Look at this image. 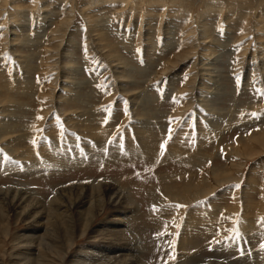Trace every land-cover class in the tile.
<instances>
[{
	"label": "rangeland",
	"instance_id": "374dc122",
	"mask_svg": "<svg viewBox=\"0 0 264 264\" xmlns=\"http://www.w3.org/2000/svg\"><path fill=\"white\" fill-rule=\"evenodd\" d=\"M33 1L0 0V135L11 131L0 142V186L25 185L49 201L56 186L115 181L135 202L129 225L144 262L264 264V150L252 138L264 133V0ZM237 147L242 153H231ZM63 157L72 161L57 160ZM214 175L228 180L214 184ZM205 185L209 193L189 197ZM5 214L0 264H25L39 248L19 239L42 235L43 225L30 230L31 220ZM109 218L104 213L80 237L74 228L68 250L60 229L45 263L88 264L110 232Z\"/></svg>",
	"mask_w": 264,
	"mask_h": 264
},
{
	"label": "bare ground",
	"instance_id": "6f19581e",
	"mask_svg": "<svg viewBox=\"0 0 264 264\" xmlns=\"http://www.w3.org/2000/svg\"><path fill=\"white\" fill-rule=\"evenodd\" d=\"M20 1V0H19ZM36 1V0H34ZM33 1V2H34ZM32 2V4H34ZM89 2V1H88ZM105 2V1H104ZM90 3V2H89ZM123 3V2H122ZM146 3V2H145ZM36 4V3H35ZM135 4V3H134ZM215 4V3H214ZM5 5V4H4ZM13 6V5H12ZM44 6V5H43ZM5 7V6H4ZM37 8V7H36ZM34 9V8H33ZM70 12V11H69ZM262 12V11H261ZM70 14V13H69ZM72 14V12H71ZM14 15V14H13ZM72 16V15H71ZM85 17H87L85 15ZM87 19V18H86ZM88 20V19H87ZM90 21V20H88ZM4 22V21H3ZM41 23V22H40ZM45 24V23H44ZM94 25V24H93ZM97 25V24H96ZM95 29V28H94ZM61 30V29H60ZM206 30V29H205ZM149 31V30H148ZM92 33H94L92 31ZM204 34V33H203ZM91 35V34H90ZM98 36V34H95ZM94 35V36H95ZM93 36V37H94ZM204 36V35H203ZM6 38V36H5ZM199 38V37H198ZM62 39V38H61ZM107 39V38H106ZM255 39V38H254ZM63 41V39H62ZM62 41L60 43H62ZM96 41V40H95ZM200 41V40H199ZM68 42V41H67ZM101 42V43H100ZM167 42V41H166ZM202 42V41H201ZM205 42V41H204ZM258 42V41H257ZM59 43V44H60ZM97 43L99 45V47L101 48L100 50H104L106 49L105 53L108 56L109 59H111V61H113L114 63H116L117 65H124V63L119 59V57H117L115 54H112L111 48H106L107 45L102 43V39H98L97 38ZM123 43V42H122ZM58 44V45H59ZM65 44V43H64ZM199 44V43H198ZM203 44V43H202ZM97 45V46H98ZM112 45V44H111ZM110 45V47H112ZM200 45V44H199ZM61 46V45H60ZM198 46V45H197ZM122 47V46H120ZM48 48V47H47ZM123 48V47H122ZM162 48V47H161ZM201 48V46H200ZM152 49V48H151ZM207 48H204V50ZM42 50V49H41ZM44 50V49H43ZM16 51V50H15ZM47 51V50H44ZM123 51V50H122ZM165 51V50H164ZM195 51V50H193ZM198 51V50H196ZM195 51V52H196ZM201 51V49H200ZM212 51V50H211ZM124 52V51H123ZM204 52V51H203ZM41 53H44L43 51H41ZM66 53V52H65ZM261 53V52H260ZM40 54V53H39ZM47 54V53H46ZM196 54V53H195ZM203 54V53H202ZM66 55V54H65ZM64 55V57H65ZM138 55V54H137ZM194 55V53L192 54V56ZM201 55V54H200ZM44 56V55H43ZM209 56V55H207ZM46 56H44L45 58ZM156 57V56H155ZM187 57V55H181L178 57V61L180 59H183ZM200 57V56H199ZM138 59V58H137ZM70 60V59H69ZM73 58L70 60L72 61ZM27 61V60H26ZM110 61V60H109ZM56 62V61H55ZM108 62V61H107ZM177 62V60H175L173 62L172 65H174ZM199 62V61H198ZM24 63V62H23ZM21 64V63H20ZM25 64V63H24ZM27 64V63H26ZM70 64V62H69ZM258 65V64H257ZM73 66V65H72ZM71 67V66H70ZM172 68V67H171ZM25 69V67H24ZM162 69L163 66H162ZM198 69V68H197ZM161 70V69H159ZM201 70V69H200ZM27 71V70H26ZM214 72V70H212ZM166 72V70H165ZM155 73V72H154ZM115 74V73H114ZM161 74V73H159ZM18 75V74H17ZM125 75V74H124ZM155 75V74H154ZM127 76V75H125ZM160 76V75H159ZM162 78V77H161ZM210 78V77H209ZM212 79V78H211ZM163 80V79H162ZM198 80V78H197ZM204 80V79H203ZM214 80V79H213ZM28 81V80H27ZM211 81V80H210ZM131 82V81H129ZM12 83V82H11ZM137 83V82H136ZM248 84V83H247ZM137 85V84H136ZM219 85H221V83H219ZM133 86V85H131ZM5 87V86H4ZM14 87V86H13ZM136 87V86H135ZM15 88V87H14ZM122 89V88H121ZM128 91H130V89H127ZM136 92V91H135ZM4 93V92H3ZM3 93L0 91V96L3 95ZM129 93H133V92H129ZM75 94V93H74ZM73 94V95H74ZM79 93H77L78 95ZM142 94V93H141ZM20 95V94H19ZM79 96V95H78ZM82 96V94H81ZM86 96V95H85ZM137 96V95H136ZM160 96V95H159ZM71 97V96H70ZM77 97V96H75ZM16 98V97H15ZM80 98V97H79ZM83 98V96H82ZM90 98V97H89ZM93 98V97H92ZM160 98V97H159ZM195 98V97H194ZM75 99H78L75 98ZM74 99V100H75ZM125 99V98H124ZM136 99V98H135ZM144 99V98H143ZM91 100V99H90ZM137 100V99H136ZM147 100V99H146ZM181 100V99H180ZM190 100V99H189ZM56 101V100H55ZM70 101V100H69ZM85 101V99H84ZM8 102V101H7ZM10 102V101H9ZM90 102V101H88ZM198 102V101H197ZM1 103V102H0ZM12 103V102H11ZM15 103V102H14ZM80 103V102H79ZM76 103V104H79ZM201 103V102H199ZM22 105V104H21ZM90 105V104H89ZM88 105V106H89ZM0 106H3L0 104ZM19 106V105H18ZM87 106V104H86ZM69 107V106H68ZM90 107V106H89ZM159 107V106H158ZM186 107V106H185ZM51 108V107H50ZM74 108V107H73ZM76 108V107H75ZM151 108V107H150ZM197 108V107H196ZM208 108V107H207ZM77 109V108H76ZM74 109V111L76 110ZM90 109V108H89ZM88 109V110H89ZM138 109V108H136ZM135 109V110H136ZM144 109V108H143ZM201 109V108H200ZM95 110V109H94ZM142 110V109H141ZM73 111V113H74ZM78 111V109H77ZM128 111V109H127ZM133 113V110H130ZM137 111V110H136ZM140 111V109H139ZM86 112V111H85ZM96 112V110L94 111ZM141 112V111H140ZM153 112V111H152ZM201 112V111H200ZM136 113V112H134ZM81 114V112H80ZM89 114V113H87ZM127 114V113H126ZM131 114V112H130ZM139 114V113H138ZM66 115V114H65ZM83 114H81L82 116ZM86 115V114H85ZM128 115V114H127ZM32 116V115H31ZM79 116V115H78ZM94 116H96L94 114ZM105 116V115H104ZM109 116V115H108ZM115 116V115H114ZM131 116V115H130ZM133 116V115H132ZM140 116V114H139ZM155 116V115H154ZM9 117V116H7ZM16 119V116H14ZM22 117V116H21ZM88 117V116H87ZM91 117V116H89ZM125 117V115H124ZM128 117V116H126ZM77 118V117H76ZM115 118V117H113ZM131 118V117H130ZM155 118V117H154ZM13 119V118H12ZM13 119V120H14ZM20 119V118H17ZM22 119V118H21ZM20 119V120H21ZM88 119V118H87ZM100 119V118H99ZM98 119V120H99ZM133 119V118H132ZM10 120V119H9ZM86 120V119H85ZM91 120V119H89ZM89 120H86L87 122ZM116 120V119H115ZM121 120V119H120ZM18 121V120H17ZM84 121V119L82 120ZM85 121V122H86ZM95 121V120H94ZM98 122V121H97ZM117 122V121H116ZM5 123V122H4ZM15 123V122H14ZM13 123V124H14ZM107 123V122H106ZM158 124V122H156ZM90 124V122H89ZM136 124V123H135ZM5 125V124H4ZM113 125L114 122H113ZM129 125V124H128ZM154 125V124H153ZM152 125V126H153ZM14 125H12L13 127ZM17 127V124H16ZM105 127V126H104ZM120 127V125H119ZM212 127V126H211ZM10 128V127H9ZM14 128V127H13ZM24 128V127H23ZM29 128V126H28ZM116 128V127H115ZM150 128V127H149ZM159 128V127H157ZM210 128V126H209ZM17 129V128H16ZM113 129V127H112ZM133 129V127H132ZM143 129V128H142ZM153 129V128H152ZM98 130V129H97ZM155 130V129H154ZM2 133L0 135V142L1 140H3V135H7L8 138L11 137L8 134L11 132L9 130H7L5 127L1 129ZM18 131V130H17ZM15 131V132H17ZM107 131V130H106ZM124 131V130H123ZM132 131V130H131ZM215 131V130H214ZM147 132V131H146ZM160 132V131H159ZM258 132V131H257ZM152 133V132H151ZM144 134V133H142ZM147 134V133H146ZM17 135V134H16ZM13 135V136H16ZM139 135V134H138ZM258 135V134H257ZM12 136V141H15L16 139H18V136L13 137ZM134 136V135H133ZM21 138V136H19ZM102 137V136H101ZM136 137V136H135ZM166 137V136H165ZM6 138V137H5ZM19 138V139H20ZM26 138V137H25ZM147 138V136H146ZM248 138V137H247ZM251 138V137H249ZM254 138L255 143H258V145L260 146L259 148L264 150V133H262L261 135H258L257 137H252ZM22 139V138H21ZM30 139V137H29ZM135 139V138H134ZM137 139V138H136ZM27 140V139H26ZM165 140V139H164ZM167 140V139H166ZM19 141V140H18ZM160 141V139H159ZM158 141V142H159ZM17 142V140H16ZM28 142V141H27ZM165 142V141H164ZM241 142V141H240ZM252 141L250 142V144L253 143ZM99 143V142H98ZM114 143V142H111ZM126 143V142H125ZM3 144V143H2ZM101 144V143H100ZM128 144V143H127ZM125 144V146L127 145ZM254 144V143H253ZM98 145V144H97ZM152 145V144H151ZM117 146V145H116ZM128 146V145H127ZM170 146V145H169ZM47 147V146H46ZM110 147V146H109ZM136 147V146H135ZM158 147V146H157ZM172 147V146H171ZM129 148V147H127ZM132 148V147H131ZM130 148V149H131ZM146 148V147H145ZM164 148V147H163ZM117 149V147H116ZM202 149V148H200ZM128 150V149H126ZM117 151V150H115ZM114 151V152H115ZM132 151V150H131ZM144 151V150H143ZM153 151V150H152ZM163 151V150H162ZM185 151V150H184ZM231 153H236V152H240L239 148H235L234 150H230ZM257 151V150H256ZM256 151H250V154L253 155L255 153H257ZM13 152V151H12ZM10 152V153H12ZM130 152V151H128ZM165 152V151H164ZM186 152V151H185ZM244 152V151H243ZM264 152V151H263ZM132 153V152H131ZM139 153V151H138ZM145 153V151H144ZM147 153V152H146ZM152 153V152H151ZM157 153V152H156ZM161 153V152H160ZM242 153V152H240ZM143 154V153H142ZM154 154V153H153ZM163 154V153H162ZM199 154V153H198ZM230 154V153H229ZM118 155V154H117ZM128 155V154H126ZM133 155V154H132ZM141 155V154H140ZM145 155V154H143ZM180 155V154H179ZM204 155V154H203ZM202 155V156H203ZM231 155V154H230ZM146 156V155H145ZM152 156V154L150 155V157ZM157 156V155H156ZM195 156V155H194ZM75 157V156H74ZM126 157V156H125ZM143 157V156H141ZM153 157V156H152ZM155 157V156H154ZM196 157V156H195ZM194 158V157H193ZM19 159V158H18ZM21 159V158H20ZM163 159V157H162ZM205 159V158H204ZM57 160H62L63 162H65V164L67 162H71L72 158H67V157H63V158H57ZM126 160V159H125ZM132 160V159H131ZM140 160V159H139ZM142 160V159H141ZM160 160V159H159ZM178 160V159H177ZM201 160V159H200ZM208 160V159H207ZM154 161V160H153ZM162 161V160H161ZM164 161V160H163ZM195 161V160H194ZM197 161V160H196ZM199 162V161H198ZM198 162H196L195 164H197ZM33 162H27L24 161L23 164L24 166H30ZM208 162L204 163L206 165ZM81 164V163H80ZM84 164V163H83ZM158 164V163H157ZM146 166V165H145ZM191 166V165H190ZM199 166V165H198ZM204 166V165H203ZM202 167V166H201ZM160 168V167H159ZM203 168V167H202ZM193 170V169H192ZM201 170V168H200ZM212 170V169H211ZM6 171V170H5ZM203 171V170H201ZM149 172V171H148ZM205 172V170H204ZM23 173V172H22ZM160 174V173H159ZM203 174V173H202ZM205 174V173H204ZM216 174V173H214ZM215 176V181L214 184H221L225 181H227V177H218L216 175ZM203 179V178H202ZM208 179V178H207ZM206 180V179H205ZM149 182V181H148ZM150 184V183H148ZM154 184V183H153ZM202 185V184H201ZM175 186V185H174ZM203 186V185H202ZM155 187V186H154ZM193 186L190 187H186L187 191H190L192 189ZM148 188V187H147ZM151 188V187H150ZM149 188V189H150ZM158 189V188H157ZM128 190V189H127ZM146 190V189H145ZM185 191V190H184ZM186 191V192H187ZM34 191L31 190L30 188L26 187L25 185H18V184H8V185H3L0 186V218L1 220L5 218L6 214L5 213H15V216H17L18 218L21 219V221L23 220H31L32 222H30V225L32 227H30V230L35 229V225L42 224L43 228H44V233L42 235H34V234H29L27 235V240L25 241L24 239H19L18 243H26L27 245H36L39 248V253L38 255L33 259H29L26 257H23V259H28L26 260L27 263L25 264H46V258L49 257V253H53L54 251V247L57 246L55 244L56 242V238L57 236V232L61 229L63 230L62 232L65 235V239L68 240V245H67V250L73 245V241H72V234L73 229L78 227H81V232L79 237L84 234L86 232V229L91 226L95 221H100L99 217H101L104 213H109L110 214V220H112L113 222H110L109 219L104 220L106 226L108 225L109 227V231L107 232L105 231V234L102 236L103 239L100 242V248L97 251V255L96 258L94 256L95 259H91L93 258L92 256L87 257L86 259L89 261L88 264H148L147 262H144L141 258L140 255V248H142L141 246V242H140V238L138 236V233L134 230V229H130V222L131 219L134 218L135 214H136V207H135V202L134 200L130 197V195L128 194V192L125 190L124 186H120L119 184H116L115 181L112 182L110 180H103V179H96V180H92L89 181L88 184H85L83 181H78L77 183H73L72 185H70L69 187H65V186H56L53 188L52 194L50 195V200L48 201L47 198L42 199L41 197H39L38 195H36L35 193H33ZM144 192V191H143ZM149 192V190H148ZM152 192V191H150ZM185 192V193H186ZM188 193V192H187ZM191 193V192H190ZM207 193H209L207 185H205V187L199 188L198 191L189 197L194 200V199H199V197H203L205 196ZM243 193V192H242ZM183 194V193H182ZM160 196V194H158ZM187 195V194H186ZM259 196V195H258ZM163 197V196H162ZM243 197V196H242ZM150 198V196H149ZM170 198H172L173 200H177V197H173L170 196ZM190 199V200H191ZM205 199V198H204ZM242 199V198H241ZM159 200V199H158ZM157 200V201H158ZM240 200V199H239ZM243 200V199H242ZM153 201V199H152ZM172 201V200H171ZM177 201H186L184 199V197H180V200ZM206 201V200H205ZM241 201V200H240ZM163 202V201H162ZM236 202V201H235ZM170 203V201H169ZM205 203V202H204ZM242 203V202H241ZM152 204V203H151ZM219 204V203H218ZM154 205V204H153ZM156 205V204H155ZM159 205V204H158ZM171 205V204H170ZM168 206V205H167ZM176 206V205H175ZM207 206V205H206ZM155 207V206H154ZM174 207V206H172ZM214 207V206H213ZM240 207V205L238 206ZM262 207V206H261ZM264 207V206H263ZM169 208V207H168ZM192 208V207H191ZM190 208V209H191ZM195 208V207H194ZM208 208V207H207ZM223 208V207H222ZM241 208V207H240ZM72 209H74L75 211V217L71 218L69 217L70 214L69 213ZM151 209V208H150ZM163 209V208H162ZM173 209V208H172ZM185 209V208H183ZM243 209V208H242ZM261 209V208H260ZM7 210V211H6ZM159 210V209H158ZM170 210V209H169ZM194 210V209H193ZM101 211H104L102 214H100ZM153 211V210H152ZM210 211V209H209ZM240 211V209H239ZM244 212V210H241ZM258 211V210H257ZM161 212V211H159ZM167 211L165 210V213ZM171 213H173V211H170ZM169 212V213H170ZM184 212V210H183ZM203 212V211H202ZM222 212V211H221ZM220 212V213H221ZM261 212V211H260ZM259 212V213H260ZM65 213V214H64ZM165 213H162L163 215ZM187 213V212H186ZM67 214V216H66ZM192 214V213H191ZM194 214V213H193ZM203 214V213H202ZM210 214V213H209ZM63 215H65V217H63ZM69 215V216H68ZM152 215V213H151ZM158 215V214H157ZM181 215V213H180ZM198 215V214H197ZM224 215V214H223ZM256 215V214H255ZM264 215V214H263ZM155 216V215H154ZM167 216V215H166ZM184 216V214H183ZM193 216V215H192ZM214 216V215H213ZM218 216V214H217ZM225 216V215H224ZM246 216V215H245ZM244 216V217H245ZM253 216V215H252ZM251 216V217H252ZM156 217V216H155ZM165 217V216H164ZM187 217V216H186ZM194 217V216H193ZM192 217V218H193ZM216 217V215H215ZM214 217V218H215ZM222 217V215H221ZM227 217V215L225 216ZM224 217V218H225ZM241 217V216H240ZM258 217V216H257ZM36 218H42L39 221H36ZM167 218V217H166ZM189 218V216H188ZM210 218V217H209ZM8 219V218H7ZM191 219V218H190ZM201 219V218H200ZM44 220V221H43ZM167 220V219H166ZM186 220V219H185ZM184 220V221H185ZM213 220V219H212ZM217 220V219H216ZM42 221V222H41ZM149 221L150 218H149ZM169 221V220H168ZM167 221V222H168ZM183 221V223H184ZM200 221V220H199ZM221 221V220H220ZM251 221V220H249ZM147 222V220H146ZM179 222V221H178ZM186 222V221H185ZM209 222V221H208ZM218 222V221H217ZM226 222V221H225ZM224 222V223H225ZM165 223V222H164ZM170 223V222H169ZM181 223V222H179ZM187 223V222H186ZM205 223V222H204ZM213 223V222H212ZM223 223V222H222ZM227 223V222H226ZM33 224V225H32ZM149 224V223H148ZM160 223H158L159 225ZM167 224V223H166ZM176 224V223H174ZM182 224V223H181ZM180 224V225H181ZM151 225V224H150ZM164 225V224H163ZM184 225V224H183ZM186 225V224H185ZM195 225V224H194ZM212 225V224H211ZM214 225V224H213ZM165 226V225H164ZM177 226V225H176ZM193 226V225H192ZM190 226V227H192ZM197 226V225H196ZM64 227V228H63ZM151 227V226H150ZM201 227V226H200ZM220 227V226H219ZM225 227V226H224ZM169 228V227H168ZM168 228L166 229V231L168 230ZM172 228V227H171ZM178 228V227H177ZM182 228V227H181ZM195 228V227H194ZM202 228V227H201ZM222 228V227H221ZM229 228V227H228ZM42 229V228H41ZM92 229L94 230V225L92 227ZM152 229V228H150ZM203 229H206L205 227ZM214 229V228H213ZM216 229V228H215ZM40 230V229H39ZM75 230V229H74ZM105 230V229H104ZM157 230L159 231L160 229L157 228ZM165 230V228H164ZM187 230V229H186ZM202 230V229H201ZM210 230V229H209ZM218 230V229H217ZM216 230V232H217ZM226 230V228H225ZM95 231V230H94ZM93 231V232H94ZM152 231V230H151ZM162 231V230H161ZM171 231V230H170ZM184 230H182L183 232ZM219 231V230H218ZM154 232V231H152ZM157 232V231H156ZM169 232V231H168ZM172 232V231H171ZM176 232V231H175ZM213 232V231H212ZM87 233V232H86ZM96 233V232H95ZM158 233V232H157ZM163 233V232H162ZM165 233V232H164ZM181 233V231L179 232ZM198 233V232H197ZM196 233V234H197ZM211 233V232H210ZM5 234H6V230H5ZM100 235V234H99ZM157 235V234H156ZM174 235V234H173ZM181 235V234H180ZM183 235V233H182ZM187 235V234H186ZM203 235V234H202ZM207 235V234H206ZM205 235V236H206ZM6 236V235H5ZM37 236V237H36ZM60 236V235H59ZM96 236V235H95ZM162 236V235H161ZM166 236V235H165ZM204 236V237H205ZM217 236V235H215ZM35 237V238H34ZM158 237V236H156ZM172 237V236H171ZM174 237V236H173ZM190 237V236H189ZM192 237V236H191ZM197 237V236H196ZM194 237V239L196 238ZM219 237V236H218ZM25 238V237H24ZM100 238V236H99ZM168 238V236H166V239ZM170 238V237H169ZM168 238V239H169ZM182 238V237H181ZM187 238V237H186ZM202 238V237H201ZM209 238V237H207ZM244 238V237H243ZM47 239V242H46ZM157 239V238H156ZM161 239V238H160ZM175 239V238H174ZM16 240V238L14 239ZM181 239L176 241H180ZM188 240V238H187ZM220 241V240H219ZM162 241H160L161 243ZM170 242V241H169ZM168 242V244H169ZM194 242V241H193ZM48 243V244H47ZM98 243V242H97ZM166 243V242H165ZM58 244V243H57ZM176 244V242H175ZM240 244V243H239ZM45 246H48L47 248L49 249H45ZM50 245V246H49ZM178 245V244H177ZM162 246V245H160ZM171 246V245H170ZM175 246V245H174ZM173 246V247H174ZM179 246V245H178ZM189 246V244H188ZM184 247V246H183ZM185 248V247H184ZM161 249V248H160ZM166 249V247H165ZM170 250V249H169ZM164 251V250H162ZM174 251V250H173ZM176 251V250H175ZM181 252V251H180ZM58 253V252H56ZM65 253V252H64ZM91 253V252H90ZM160 253V252H159ZM178 253V252H177ZM184 254V253H183ZM24 255V254H23ZM64 255V254H63ZM61 256L60 258V263L62 262L64 256ZM59 256V254H58ZM178 256V255H177ZM66 258V257H65ZM190 258V256H189ZM52 259V258H51ZM54 259V258H53ZM50 260V259H49ZM58 260V259H57ZM183 260V259H182ZM55 261V260H54ZM102 261V262H101ZM165 261V260H164ZM219 261V260H218ZM57 262V261H55ZM85 261H78L77 264H87V263H83ZM97 262V263H96ZM51 263V262H50ZM168 263V262H167ZM200 262H196L195 264H199ZM19 264V263H18ZM49 264V262L47 263ZM57 264V263H56ZM72 264V263H71ZM76 264V263H75ZM202 264H237L235 262H229L227 260L221 261V262H217L215 260H209L206 259L204 260V262Z\"/></svg>",
	"mask_w": 264,
	"mask_h": 264
},
{
	"label": "snow or ice",
	"instance_id": "6c2138e0",
	"mask_svg": "<svg viewBox=\"0 0 264 264\" xmlns=\"http://www.w3.org/2000/svg\"><path fill=\"white\" fill-rule=\"evenodd\" d=\"M262 94H264V93H262ZM175 99V98H174ZM41 117H38V119H40ZM262 219H264V218H262Z\"/></svg>",
	"mask_w": 264,
	"mask_h": 264
}]
</instances>
